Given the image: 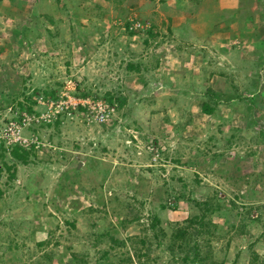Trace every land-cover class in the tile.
<instances>
[{"label":"rangeland","instance_id":"374dc122","mask_svg":"<svg viewBox=\"0 0 264 264\" xmlns=\"http://www.w3.org/2000/svg\"><path fill=\"white\" fill-rule=\"evenodd\" d=\"M0 264H264V0H0Z\"/></svg>","mask_w":264,"mask_h":264},{"label":"trees","instance_id":"16d2710c","mask_svg":"<svg viewBox=\"0 0 264 264\" xmlns=\"http://www.w3.org/2000/svg\"><path fill=\"white\" fill-rule=\"evenodd\" d=\"M234 98L232 96H221L219 97L220 101H229V100H233ZM213 109H211L207 104H203L202 105V112L204 114H210L212 113ZM14 157V159L19 160V161H23L24 159L21 158V156H19L17 153H13L12 155Z\"/></svg>","mask_w":264,"mask_h":264},{"label":"built area","instance_id":"2783aa9c","mask_svg":"<svg viewBox=\"0 0 264 264\" xmlns=\"http://www.w3.org/2000/svg\"><path fill=\"white\" fill-rule=\"evenodd\" d=\"M100 119H101V121H103V120H104V119H103V116H101V118H100Z\"/></svg>","mask_w":264,"mask_h":264}]
</instances>
